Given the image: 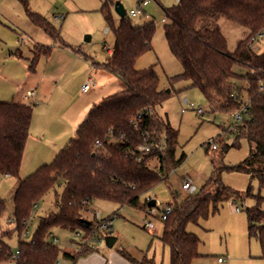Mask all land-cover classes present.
<instances>
[{
  "label": "trees",
  "instance_id": "16d2710c",
  "mask_svg": "<svg viewBox=\"0 0 264 264\" xmlns=\"http://www.w3.org/2000/svg\"><path fill=\"white\" fill-rule=\"evenodd\" d=\"M20 2L35 25L61 45L72 46L61 37L59 28L30 7L29 0ZM114 3L115 0H105L102 6L106 19L112 23L115 43L101 66L115 74L125 87L93 103L74 137L55 158L25 178H21L20 170L30 135L33 104L0 100V175L18 178L13 191V216L9 220L16 223L15 229L20 234L28 230L39 201L58 181H63V190L56 200L59 209L42 216L32 238L20 239L16 252L6 241L12 230L0 224V263L13 260L15 264H57L62 255L66 264H75L80 256L95 250L96 245L90 244L84 251L82 248L76 252L62 250L52 239L55 226L73 231L83 229L86 237H91L99 223L96 226L88 219L90 225L87 227L82 219L85 218L83 211L95 198L140 206L147 211L149 201L145 198L141 202V195L167 179L168 172L185 157L184 152L177 156V130L156 112V106L175 91L173 85L160 87V76L154 66L136 68L137 60L152 48L156 23L150 20L136 25L126 14L115 24L111 15ZM165 12L168 18L164 24L165 36L183 67L182 73L169 78L170 83L189 81L190 86L203 92L214 109L235 112L249 100L250 116L237 126L238 139L245 136L249 143L247 157L226 165L213 156V172L201 189L170 204L172 211L161 220L160 238L169 246L170 264H194L202 255L199 250L201 238L189 231L187 225L197 224L217 213L225 201L252 194L251 188L240 191L225 184L222 171L247 172L256 177L260 188L264 189V88L260 87L264 83V51L258 53L249 44L251 36L264 30V0H178L175 5L165 8ZM219 17L248 30L234 50L228 48L227 37L221 28L209 23ZM51 50V45L35 43L30 69L35 68L40 55L49 54ZM73 50L81 53L78 48L73 47ZM236 63L247 67L246 72H237L234 69ZM237 79H243L245 85H239ZM148 107L153 108L152 112L147 111ZM110 131L116 136L115 140H108ZM121 134L123 138L119 139ZM162 138L166 139L163 151H153L138 159V153L134 152L137 144ZM96 139L102 141L101 146H95ZM217 140L221 143L222 154L239 145V140L229 144L223 138H216L213 143ZM218 148L217 145L213 149ZM154 158L158 164L152 167L150 160ZM6 207V200L0 197V218ZM246 211L249 234L258 237L264 257V210L256 205L247 207ZM118 251L134 264H157L153 258L138 259L124 249ZM17 252L18 256L15 255Z\"/></svg>",
  "mask_w": 264,
  "mask_h": 264
},
{
  "label": "rangeland",
  "instance_id": "374dc122",
  "mask_svg": "<svg viewBox=\"0 0 264 264\" xmlns=\"http://www.w3.org/2000/svg\"><path fill=\"white\" fill-rule=\"evenodd\" d=\"M105 0H29L33 10L40 7L46 17L60 29L61 37L70 45L77 46L82 53L73 54L67 58L65 76L62 87H55L50 104L53 110H38L42 102L35 96L29 95L28 100L33 104V126L37 129L40 121H44L45 114L62 121L70 114H74L81 121L87 116L94 101L101 100L104 96L118 92L125 84L113 73L102 70L101 64L109 56L108 48L114 46L115 35L111 24L102 11ZM117 0H115L116 2ZM127 12L139 9L140 0H119ZM5 0L2 9L7 14L6 19L0 16V98L11 99L17 94L19 86L28 79L30 65L34 58L32 51L36 42L53 44V38L43 29L35 25L28 18L20 0ZM178 0H149L143 5L136 16H130L136 25H142L150 20L156 23V32L152 40V48L146 51L136 62V68L145 69L154 66L160 76V87L167 88L173 85V94L156 106V112L177 130V156L185 153L184 159L168 172V178L159 181L152 189L141 195V202L151 196L156 199L157 206L167 207L175 201L181 200L186 195L182 188L184 178H190L196 191L208 180L213 172V156L220 163L230 165L245 159L249 153V143L245 136L238 139L237 126L243 124L249 116L243 113V119L234 121L233 112L214 109L203 92L195 86H190L187 80L170 83L169 78L182 73L181 62L172 53L165 36L164 24L168 21L165 8L175 5ZM36 6V8L34 7ZM113 22L118 24L120 16L114 6L111 7ZM209 23L218 25L228 41V48L234 50L237 43L247 35V28L225 17L210 20ZM254 49L261 53L264 51V36H256ZM89 56L85 58L83 53ZM22 57H20V55ZM71 54V53H69ZM41 57V56H40ZM39 57V58H40ZM55 58V57H54ZM39 78L42 81L46 73L47 57H41ZM40 60V59H39ZM39 61H35V65ZM234 69L245 73L247 67L236 63ZM105 72V73H103ZM95 81L96 85L89 91H82L81 78ZM86 80V81H88ZM67 81V83H66ZM85 81V80H84ZM85 81V82H86ZM241 86L245 85L243 79H237ZM244 98L247 96L243 92ZM58 101V102H57ZM56 103V104H55ZM54 104V105H53ZM71 106L70 110L62 106ZM198 110H202L199 112ZM44 111V112H43ZM43 115V116H42ZM42 119V120H41ZM236 129H235V128ZM68 131L60 136L59 144L65 146L74 130L71 125L65 127ZM60 132V131H59ZM31 133V131H30ZM34 132L32 133V135ZM47 138V137H46ZM223 138L224 142L232 144L239 140L238 146L230 147L222 154L221 143L216 141L218 149L212 148L214 139ZM46 147L49 142L46 141ZM55 144V142H54ZM53 145V144H51ZM60 147V146H59ZM49 149H52L50 147ZM50 153V150L45 156ZM51 154L47 156V163L53 160ZM157 159H151L150 165L157 166ZM36 165V164H35ZM33 167V166H32ZM36 167V166H34ZM35 168L27 166L21 168V178L27 177ZM222 180L233 189L246 191L251 188L252 194L243 198L230 199L220 206V210L199 223H189L187 229L196 233L201 238L200 253L194 264H264L262 248L256 235L248 231L247 207L259 205L264 210V189L260 188L259 180L244 171L225 169L222 171ZM18 184L16 177H0V197L7 203L6 210L0 218V224L12 230L6 241L14 252L19 249L20 239L30 240L39 220L51 211H57V195L63 190V181H58L37 204L29 220L28 230L20 234L15 228L16 223L9 219L13 216L14 199L13 191ZM240 208L239 211L235 207ZM155 208V213L148 212L140 206L120 204L110 199L95 198L83 211L85 218L97 226L103 218L112 217L111 227L104 229L100 225L91 237H86L83 229L73 231L61 226L52 229V239L62 250L84 251L89 245H96L100 249H124L133 257L143 259L153 258L157 264H170V249L161 240L160 235L163 223L157 216L161 214L160 208ZM100 217H96V212ZM149 217L157 230L145 226V218ZM56 237V238H55ZM110 238H115L113 246H109ZM86 242V243H85ZM82 246V244H84ZM119 252V251H118ZM222 257L223 261L219 260ZM66 259L61 255L57 264H66Z\"/></svg>",
  "mask_w": 264,
  "mask_h": 264
},
{
  "label": "crops",
  "instance_id": "0c3cea01",
  "mask_svg": "<svg viewBox=\"0 0 264 264\" xmlns=\"http://www.w3.org/2000/svg\"><path fill=\"white\" fill-rule=\"evenodd\" d=\"M4 1L5 0H0V16L3 19H6L7 14L2 9V6H1ZM15 1L16 0H13V4H16ZM34 7L36 8V6H34ZM36 9L41 10L40 7H37ZM37 10H35V11H37ZM37 12L43 14L40 11H37ZM44 16H46V15H44ZM38 43H41V42H38ZM43 44H45V43H43ZM45 45H51L52 50L49 54L40 55L41 57H47V59H48L47 65H46V73H45L44 77L42 78V81L39 78V75H40L39 69L41 67V61H42L41 57L39 56L40 58H38V60H37L39 62H38V64H36L37 67L35 66V68L32 71H29L28 79L26 81H24L21 86H19L20 88L18 89L17 94H15L9 100L2 99V98H0V100L16 101V102H20V103H31L27 99L28 93L30 91H34L33 96H35L38 100H40L42 102L41 104L43 105L42 108H38V110H45V112H46L47 110H53L54 109V108L52 109V105L50 104V102H51V99L53 98L52 94L54 93V91L56 89L55 87H57V88L62 87L61 90L64 89L63 85L65 83H63L64 82L63 78H64L65 72H66L65 71L66 62H67L66 60L68 57L70 58V55L72 57L73 54H76V53L80 54V53L76 52L75 50H73V47L78 48V49H80V48L77 46H73V45L71 46L72 48L68 47V46H63L55 40H54L53 44H45ZM32 51H34V47H33ZM108 51H109V55H110L112 52V47L108 48ZM69 53H71V54H69ZM81 53H82V51H81ZM83 54L85 55V58H87L89 56L85 52ZM102 70H106V69H104L102 67ZM103 73H105V72H103ZM85 77L86 76L83 75V77L81 78V82L83 84L85 83L86 80H88V78H92L91 76H89L87 79H85ZM66 83H67V81H66ZM95 102H98V101H94L93 103H95ZM93 103H92V105H93ZM65 107L67 110H70L71 106L64 105V106H62V110ZM33 110H34V108H33ZM48 114L44 113L43 115H45V116L42 115L44 117V121H40L41 123L39 124L37 129L35 128V126H33L34 122L32 121V123H31V129H30L31 133L28 137L26 147H25V151H24V155H23V159H22V165H21L22 170L24 167L27 168V166H28V168L31 167V168L37 169L42 164L47 163V161H45V160H47V156H49V154H51V150H52V156H54L53 157V159H54L55 156L57 155V153L64 147V146L61 147L62 144H59V140H61L60 136H63L68 131L67 129H65V127L67 125H71L72 126L71 130L75 129L73 132V136H72V137H74L78 125L84 120L83 119L81 121V119H82L81 117H79L77 119L74 114H72L71 116H70V114H68L63 121H62V115L58 121H54L55 117L52 116V113H50L51 115H48ZM33 132H34V134L32 135ZM72 137H70V139ZM46 141H48L50 143L48 147H46V143H45ZM54 142H55V144H54ZM51 144H53V145H51ZM50 147H52V149H49ZM49 150H50V153L47 156H45ZM34 166H36V167H34ZM9 177H11V176H9ZM155 201H156V199H155ZM158 208H160V207H158ZM235 210H236V208H235ZM153 229L157 230L156 224H155V227ZM220 258H222V257H219V259ZM220 261H223V259ZM0 264H15V262L13 260H10V261L2 262ZM75 264H134V263H132L127 258L122 256L118 251L116 252L115 250H106L103 248L100 249V248H98V246H96L95 250L90 251V252L80 256L77 259Z\"/></svg>",
  "mask_w": 264,
  "mask_h": 264
},
{
  "label": "built area",
  "instance_id": "2783aa9c",
  "mask_svg": "<svg viewBox=\"0 0 264 264\" xmlns=\"http://www.w3.org/2000/svg\"><path fill=\"white\" fill-rule=\"evenodd\" d=\"M149 0H140L141 5L139 6V9H131L129 12H127L128 15L130 16H136L137 13L140 11V9L142 8L143 5L147 4ZM259 35L261 37L264 36V30L257 33L256 35H253L249 38V44L252 48H254V41L256 40V36ZM96 83L93 80H88L86 81L83 86H82V91L87 92L89 91L93 86H95ZM261 88H264V83H262L260 85ZM29 95H34V91H30ZM153 108L152 107H148L147 111L152 112ZM199 112H202V110H198ZM243 113L247 114L248 116H250V111H249V100L247 99L245 104L243 105V107H241L239 110L233 112L234 115V121L239 120V119H243ZM141 112L138 114V117L141 116ZM134 119H132L133 121ZM235 128V127H234ZM236 129V128H235ZM108 140H115L116 136H114L113 132L110 131L107 135ZM119 139L123 138V134H121L119 137ZM95 146H101L102 141L100 139H96L94 142ZM166 144V139L162 138V140H152V141H148V142H144V143H139L136 145L134 152L138 153V159H141L143 156L150 154L153 151H158L161 152L163 151L164 147ZM212 148H217L216 143L212 144ZM1 177V175H0ZM182 188L185 191L186 194L192 193L196 191V187L194 185V183L192 182V180L190 178H184L183 183H182ZM153 198L151 196H147L146 200H148L149 202L152 200ZM157 202L155 203L154 206H150L147 209L148 214H154L155 213V208H157ZM237 211L240 210V208L238 206L235 207ZM161 214H158L157 216L160 217L161 220L166 219L167 215L172 211V206L168 205L167 207L164 208H160ZM96 217H100V212L97 211L96 212ZM111 218H103L99 221V225L104 228V229H109L111 227ZM145 226L149 229H153L155 227V223L149 218L146 217L145 218ZM16 256H18V252L15 254ZM219 260H222V258H220Z\"/></svg>",
  "mask_w": 264,
  "mask_h": 264
},
{
  "label": "water",
  "instance_id": "95a60500",
  "mask_svg": "<svg viewBox=\"0 0 264 264\" xmlns=\"http://www.w3.org/2000/svg\"><path fill=\"white\" fill-rule=\"evenodd\" d=\"M114 9L116 11V13L120 16V17H124L126 14H127V11L126 9L124 8L123 4L117 0L115 3H114ZM156 203L155 199H152L150 202H149V205L150 206H154ZM82 223L85 225V226H89L90 225V221L88 219H82ZM116 242V239L115 238H110L109 241H108V244L109 246H113Z\"/></svg>",
  "mask_w": 264,
  "mask_h": 264
}]
</instances>
